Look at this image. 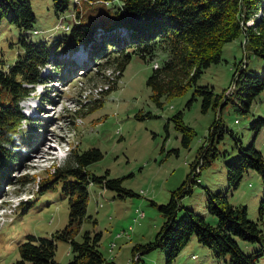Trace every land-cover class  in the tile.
<instances>
[{
    "label": "rangeland",
    "instance_id": "rangeland-1",
    "mask_svg": "<svg viewBox=\"0 0 264 264\" xmlns=\"http://www.w3.org/2000/svg\"><path fill=\"white\" fill-rule=\"evenodd\" d=\"M28 1L35 16L30 30H20L7 19L0 23L2 68L13 64L17 53L21 52L20 34L26 41L51 44L68 33L62 25L72 26L77 19L73 0L68 9L58 15L52 0ZM112 6V2L91 5L81 1L77 9L86 20ZM80 55L84 57V50H80ZM77 58V55L68 60L63 58V62L57 64L51 59L41 69L43 74L49 72L46 80L37 84L31 95L20 103L27 118L21 122L16 138L23 140L24 135L27 138L19 143L22 147L17 146L21 151H14L18 159L13 165L14 172L8 180H0V264H16L20 258L18 246L29 235L51 238L53 232L67 225L68 195L63 192L61 183L45 190H39L38 185L55 167L72 161L69 154L73 149L82 152L98 148L102 157L86 165L88 173L96 176L107 173L109 178H120L122 186L135 193L119 198L115 191L102 188L90 179L86 184V215L75 239L81 240L84 232L100 233L99 249L106 259L104 264H164L161 249L133 255L132 246L152 240L164 221L150 201L166 203L171 192L187 179L190 164L198 159L199 148L204 149L209 144L216 154L214 157L208 154L209 163L196 177L199 183H194L192 193L179 201L182 207L177 211L176 220L185 209H191L209 224L216 225V217L205 209L208 190L226 192L230 204L245 206L246 217L257 221L263 196L259 173L249 169L234 190L227 189L226 185V164L238 156L240 147L253 141L264 157V126L257 133L250 127L253 120L264 118V90L254 97L246 111L242 110L236 92L225 101L233 90L235 67L240 62H245L248 72L264 73V60L248 45L245 47L243 35L225 43L221 60L204 68L196 81V86L211 87L213 97H220L218 105L205 113L201 112L198 95L189 106L186 104L192 99L194 86L179 96L163 95L161 106L152 101L146 81L154 64L160 66L166 58L163 52L157 53L152 61L133 54L121 73L108 64L105 67V60L97 65L90 58L83 68H74L75 62L71 60ZM178 112L193 130L188 147L181 144V134L175 127L173 116ZM215 121L218 128L210 135ZM46 141L51 149H46ZM42 152L44 157L40 156ZM257 222L262 231L258 241L233 238L247 255L263 248L257 264H264V217ZM55 244V261L68 262L72 257L69 242L57 239ZM228 259L227 255L214 258L211 250L192 236L173 264H228Z\"/></svg>",
    "mask_w": 264,
    "mask_h": 264
},
{
    "label": "trees",
    "instance_id": "trees-1",
    "mask_svg": "<svg viewBox=\"0 0 264 264\" xmlns=\"http://www.w3.org/2000/svg\"><path fill=\"white\" fill-rule=\"evenodd\" d=\"M72 0H52L54 12L58 15L68 9ZM81 1L88 4L100 3L112 8H105L95 17L83 20L77 5ZM117 1L118 3H114ZM74 2L76 21L68 26L67 34L48 44L45 41H26L22 34L21 52L13 64L0 67V180H8L14 172L13 165L18 162L17 152L21 151L22 138H16L21 122L27 116L20 103L31 95L37 84L43 83L49 72L43 74L42 67L51 59L60 63L61 59L72 58L78 49H83L85 57L71 60L72 65L83 68L87 61L121 73L133 54L153 60L157 53H165L166 58L147 78L146 84L151 89L150 98L161 106V97L179 96L194 86L195 95L201 98V112L218 105L219 96L213 97L208 86H196V81L203 69L221 60L222 47L225 43L244 36V43L255 55L264 60V0H79ZM7 19L20 30H30L35 16L28 0H0V23ZM251 21L249 24L248 22ZM85 58V59H84ZM91 61V60H89ZM63 62V61H62ZM94 64V65H95ZM93 65V64H92ZM103 65V64H101ZM83 66V67H82ZM87 67H85V70ZM264 90V73L258 75L246 70L245 62L235 67L233 90L242 102V110H248L251 101ZM20 105V106H19ZM175 127L181 134V144L188 147L193 130L182 121V113L173 116ZM31 121V120H29ZM264 126V118H257L250 123L257 133ZM166 127V126H165ZM218 128L215 121L210 127L212 135ZM29 136V132L26 133ZM25 137V135H24ZM23 140L25 141L24 138ZM22 140V141H23ZM11 146V147H10ZM208 154L216 152L210 144L200 147L195 162L190 164L187 179L173 192L166 203L150 201L164 217V221L152 240L132 246V254H145L153 249L164 253V264H173L176 256L194 236L196 241L207 246L214 258L228 256V264H257L263 248L253 254L243 253L234 236L255 242L262 236L258 220L264 217V157L251 141L240 147L238 156L226 164L227 189H236L243 175L249 170H256L262 180L263 196L258 207L257 221L246 217L245 206H234L226 198V192L206 190L205 209L217 219L216 225L205 221L199 213L185 209L176 220L179 203L184 195L192 193L193 184L200 175L203 166L209 163ZM102 153L98 148H88L82 152L71 150L63 166H57L51 174L40 181L39 190L54 188L57 182L68 195L69 219L67 225L51 234V238H35L29 235L18 246L19 260L16 264H104L106 259L99 249L100 233L84 232L81 240L75 236L86 215L88 192L86 184L90 181L102 188L116 192L119 198H126L135 193L122 186V179L109 178L107 173L101 176L89 174L86 165L99 160ZM26 183V181H23ZM57 239L69 242L71 259L58 263L54 259ZM141 259V258H140Z\"/></svg>",
    "mask_w": 264,
    "mask_h": 264
},
{
    "label": "bare ground",
    "instance_id": "bare-ground-1",
    "mask_svg": "<svg viewBox=\"0 0 264 264\" xmlns=\"http://www.w3.org/2000/svg\"><path fill=\"white\" fill-rule=\"evenodd\" d=\"M81 56H82V55H81ZM88 61H89V60H88ZM157 66H158L157 63H155V64H154V67H157ZM31 112H32V111H31ZM45 143H46V145H45L46 149H48V148L51 149V147H50V143L47 142V141H46ZM47 144H48V145H47ZM42 145H43V144H42ZM35 152H36V149H35ZM42 153H43V154L40 155V156H41V157H44V154H45V153H44V152H42ZM141 216H143V212L141 213Z\"/></svg>",
    "mask_w": 264,
    "mask_h": 264
},
{
    "label": "built area",
    "instance_id": "built-area-1",
    "mask_svg": "<svg viewBox=\"0 0 264 264\" xmlns=\"http://www.w3.org/2000/svg\"><path fill=\"white\" fill-rule=\"evenodd\" d=\"M61 25H62V24H61ZM61 28H62V29H68V25H66V26H65V25L63 26V25H62Z\"/></svg>",
    "mask_w": 264,
    "mask_h": 264
}]
</instances>
